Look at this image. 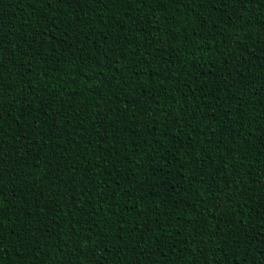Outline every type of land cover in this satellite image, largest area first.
<instances>
[{
    "label": "trees",
    "instance_id": "obj_1",
    "mask_svg": "<svg viewBox=\"0 0 264 264\" xmlns=\"http://www.w3.org/2000/svg\"><path fill=\"white\" fill-rule=\"evenodd\" d=\"M0 264H264V0H0Z\"/></svg>",
    "mask_w": 264,
    "mask_h": 264
}]
</instances>
